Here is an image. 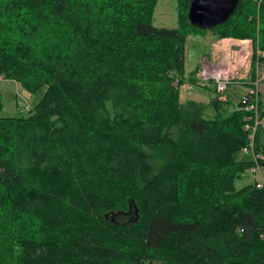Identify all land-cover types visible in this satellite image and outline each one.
Here are the masks:
<instances>
[{
	"label": "trees",
	"instance_id": "1",
	"mask_svg": "<svg viewBox=\"0 0 264 264\" xmlns=\"http://www.w3.org/2000/svg\"><path fill=\"white\" fill-rule=\"evenodd\" d=\"M190 1L168 28L157 0H0V78L41 92L0 115V264H264V187H235L248 112L215 98L207 118L173 85H200L197 32L264 52V0L208 29Z\"/></svg>",
	"mask_w": 264,
	"mask_h": 264
},
{
	"label": "rangeland",
	"instance_id": "2",
	"mask_svg": "<svg viewBox=\"0 0 264 264\" xmlns=\"http://www.w3.org/2000/svg\"><path fill=\"white\" fill-rule=\"evenodd\" d=\"M152 24L157 27H176L177 0H157L152 16ZM221 40L222 39H218L210 31H207L205 35L197 32L196 34L189 36L187 38L185 51L186 76H188L190 72L191 75H193V72L196 70L194 78L199 81L200 85H195L186 80V82L184 81L179 85L178 79L173 81V85L175 87L178 86L179 102L182 104L188 101L202 103L205 106L204 116L207 118L214 116L216 113L210 105L211 100L215 98L219 99L220 96L215 92L213 82L211 80L205 82L201 81L197 78V73L203 60L209 59L213 62L217 56H220L221 45H224ZM252 45L253 43L251 41V46ZM261 61H264V58ZM245 87L246 85L244 84L239 85L235 82L228 83L224 91V95L227 98L226 100H222L224 102L222 108L231 111L234 108L239 107L238 101ZM262 92L264 102V86H262ZM0 95L2 101L0 115L27 116L30 109L34 108L35 103L40 98L41 92L37 94L28 93L18 82L0 78ZM262 141L264 145V131ZM237 159L250 160V156L249 154H243L240 150L237 154ZM261 176L264 179V166L262 167ZM256 179L257 176L252 174L249 170H246L235 180V187L240 188L246 184L254 183Z\"/></svg>",
	"mask_w": 264,
	"mask_h": 264
},
{
	"label": "built area",
	"instance_id": "3",
	"mask_svg": "<svg viewBox=\"0 0 264 264\" xmlns=\"http://www.w3.org/2000/svg\"><path fill=\"white\" fill-rule=\"evenodd\" d=\"M221 41L224 45H221L220 56L212 60L213 62L209 59L203 60L197 78L204 82L211 80L220 101L227 98L224 91L228 83L246 85L238 101L239 108L248 112L244 124L247 143L241 148V152L250 156L252 164L248 170L257 176L254 183L257 187H264V179L261 176L263 165L260 163L264 153L255 148V135L258 129H264V115L260 110V104L263 102L264 61L261 60L264 58V52L259 49L255 51L249 39L223 38Z\"/></svg>",
	"mask_w": 264,
	"mask_h": 264
},
{
	"label": "water",
	"instance_id": "4",
	"mask_svg": "<svg viewBox=\"0 0 264 264\" xmlns=\"http://www.w3.org/2000/svg\"><path fill=\"white\" fill-rule=\"evenodd\" d=\"M239 0H191L187 11V19L191 25L208 29L227 21L238 6ZM135 222L138 211L134 209Z\"/></svg>",
	"mask_w": 264,
	"mask_h": 264
},
{
	"label": "crops",
	"instance_id": "5",
	"mask_svg": "<svg viewBox=\"0 0 264 264\" xmlns=\"http://www.w3.org/2000/svg\"><path fill=\"white\" fill-rule=\"evenodd\" d=\"M196 71V70H195ZM184 76L186 77V78H189V77H191V72H190V74L188 75V76H186V63H185V70H184ZM186 82V81H185ZM227 103V102H226ZM225 103V104H226Z\"/></svg>",
	"mask_w": 264,
	"mask_h": 264
}]
</instances>
